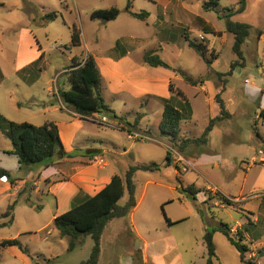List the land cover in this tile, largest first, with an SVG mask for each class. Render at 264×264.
<instances>
[{
  "label": "rangeland",
  "instance_id": "obj_1",
  "mask_svg": "<svg viewBox=\"0 0 264 264\" xmlns=\"http://www.w3.org/2000/svg\"><path fill=\"white\" fill-rule=\"evenodd\" d=\"M206 1L209 0H173L171 3L132 0L134 11L151 13L147 21H141L124 12L128 0H0V113L11 121L36 126L46 121L56 123L61 142L69 153H73L74 146L97 148L103 151L101 158L105 164L109 162L116 173L124 174L130 165L160 164L158 171H139L135 175L139 205L134 210V220L142 227L149 243L161 239L156 253L162 264H207L204 228H219L221 223L235 229L231 233L235 238L237 231L244 233L250 249L245 255L247 260L264 264V117H260L264 105V0H247L245 11L232 17V20L248 23L251 27L242 47L243 59L233 52V36L228 39L221 33L226 32V8L236 11L239 0H221L218 12L204 10ZM113 6L123 10L118 20L104 23L91 19L94 11ZM158 8L162 15L165 13L166 18H171V23L177 25L181 21L183 25H171L170 32L167 30L177 39L173 48L180 47L182 54L159 53L178 68L179 77L174 82L194 104V119L192 123L182 124L181 134L185 133L186 138L201 137L210 120L216 119L214 134L205 143H191L183 152L173 148L168 138L159 135L163 106L154 95L162 93L161 88L118 87L119 83L103 74L101 90L106 103L118 117L96 114V118L106 115L108 125L79 119L59 96V92L70 88L67 69L76 56L83 59L91 53L105 59L108 50L121 37L143 36L142 43L137 46L125 38L133 46L132 58L138 64L142 54L156 49L157 37L151 33ZM54 11L58 12L55 20H45L44 17ZM197 15L220 32L202 39V35L206 36V29L202 27L206 24L197 19ZM188 17L199 25L193 23L187 27ZM74 27L80 31L81 46L72 44ZM185 27L191 32L186 34L182 29ZM183 33L206 46V56L212 61L217 59L214 69L185 43ZM235 61L239 65L228 75ZM145 67L153 68L147 64ZM214 71L228 75L230 88L223 94L227 111L223 113L220 104L216 103L217 111L210 115L204 93L188 83L184 76L197 83L211 77L221 88L223 77ZM250 86L261 87L263 91L251 95L248 92ZM195 94L198 97H194ZM117 96L126 100L117 99ZM143 113L145 119L141 121L139 115ZM132 133L146 135L151 140L132 139ZM168 149H172L173 160L180 159L179 170L176 165H165ZM12 150L11 140L1 135L0 167L10 170L12 178L27 179V182L11 192L0 193V224L9 223L14 217L12 224L0 228V264H28V260L30 264H80L86 261L93 248V239L87 236L80 246L68 251L69 239L60 237L53 226L57 200L45 185V179L58 180V168L43 164L21 168L17 156L10 153ZM90 165L101 167L92 162ZM208 185L219 191L208 189ZM189 187L202 192L194 199L191 192L184 191ZM217 192L228 195L226 197L233 205L216 206ZM203 195L204 201L200 199ZM17 198L14 211H9L8 206ZM127 198L128 195L123 197L119 204L124 205ZM7 212L8 215L3 217ZM166 217L184 221L168 226ZM129 218L124 219L125 222H129ZM168 235L175 238L177 245L172 247L170 244L164 251L163 239ZM122 236L126 242L116 253L114 263L140 264L136 251L143 248V241L129 229ZM5 239L20 240L29 248L31 257L26 255L25 258L18 247H2L1 242ZM113 243L110 236H106V255L114 253ZM214 243L219 258L215 264H243L239 251L221 232L214 233ZM57 256L60 259L55 263L53 257Z\"/></svg>",
  "mask_w": 264,
  "mask_h": 264
},
{
  "label": "trees",
  "instance_id": "obj_2",
  "mask_svg": "<svg viewBox=\"0 0 264 264\" xmlns=\"http://www.w3.org/2000/svg\"><path fill=\"white\" fill-rule=\"evenodd\" d=\"M221 0H209L203 4V9L206 11L218 12V7ZM239 7L235 11L232 8H226L227 13L224 14L226 19V32L234 36L233 52L239 59L244 58L242 47L246 43L250 35V25L245 22L234 21L232 17L235 14L243 13L247 6V0H239ZM132 0H128L125 12H128L132 17L145 21L149 17V12L140 11L134 12L131 10ZM123 12L118 7H111L108 9H98L91 14L92 20H100L104 23L114 21ZM58 12H51L44 18L45 20H55ZM207 34H215L216 31L211 27H206ZM185 35V34H184ZM72 44L74 46H81L80 31L74 27L72 31ZM189 46L194 49L210 67L213 61L206 56V46L191 40L189 36L185 35ZM121 41H117L115 50L121 47ZM144 62L153 67H163L173 70L172 66L166 62L155 51L146 52L144 55ZM239 65L238 62L231 64V69L228 75H231L234 68ZM68 81L70 88L59 92V96L64 105L70 108L75 114L82 119H87L95 114H106L117 118L116 112L106 103L101 91L102 75L95 57L88 54L81 59L76 56L72 59V64L67 69ZM220 77L225 75L218 72ZM1 79V74H0ZM192 84L197 82L188 79ZM169 89L172 93L170 98H159L163 105L162 119L159 124L160 135L169 139L172 147H176L183 152L191 143H205L209 133L215 126V120L209 122L203 135L198 138H183L181 136L182 124L192 119L193 110L191 104L185 94L178 89L174 83H170ZM222 88L216 96V102L220 104L222 112L225 113L224 102L221 93ZM264 117V110L261 112ZM144 114L139 115V119ZM0 133H4L12 142L13 150L10 152L16 155L20 167H29L33 165H50L59 154H66L64 146L59 135V127L52 121H47L41 126H36L28 122H15L7 119L0 113ZM173 163L172 152L167 150L166 166H171ZM179 170V167L176 165ZM161 165L157 163L151 164H136L130 165L122 176L115 174L110 183L106 185L100 192L94 196L84 195L78 193L73 198L72 207L65 213L54 218L53 226L59 232L60 237L69 239L68 251L74 250L78 243L85 237L91 236L93 239V248L90 257L80 264H98L101 253V238L102 234L110 221L119 218L128 217L137 206V186L135 183V175L138 171H158ZM7 177L13 183L12 174L6 169L0 168V180ZM181 184V181H179ZM189 191L196 199L199 190L192 187L184 189ZM22 192L19 193L21 195ZM128 195L127 201L124 205H120L119 201ZM217 199L223 205L232 206L233 202L221 192H217ZM18 203V198L8 206L9 211H14ZM264 204V203H262ZM8 215L5 214L6 217ZM170 225L180 223L172 222L166 217ZM14 217L10 222L0 224V228L12 224ZM248 231V229L246 228ZM221 232L227 240L236 247L240 253V260L243 264H257L253 260H247L245 255L250 251L248 245L245 243V236L240 230L237 232V238L231 234V225L221 223L219 228H206L204 235V243L207 249V264H215L219 261L214 243V233ZM2 247H18L22 253L31 257L28 247H25L18 239H5L1 242Z\"/></svg>",
  "mask_w": 264,
  "mask_h": 264
},
{
  "label": "crops",
  "instance_id": "obj_3",
  "mask_svg": "<svg viewBox=\"0 0 264 264\" xmlns=\"http://www.w3.org/2000/svg\"><path fill=\"white\" fill-rule=\"evenodd\" d=\"M166 1H167V3H171L173 0H166ZM176 2H184V0H176ZM184 8H186V7H184ZM131 10L134 11L133 6H132ZM134 12H136V11H134ZM126 13H128V12H126ZM121 14L118 16V18L116 20L119 19ZM149 14H150L149 15V17H150L151 13H149ZM149 17H148V19H149ZM166 17L167 16H165V13L162 15L159 12V8H158L157 20L153 24V26L155 28L151 33L153 37H157V43L156 44L158 47L156 49H154V48L151 49V51H155L157 54H159L160 52L162 54H164L165 51H168L170 54H174L176 52V54L181 55L182 49L180 47L177 49L173 48V47H175L174 42H177V39H175L173 34L168 33L167 30H169V32H170L171 25L174 27L181 25V27H182L183 26L182 22L179 21L177 23V25H174L173 23H171V18L168 19ZM197 19H199V20L201 19V21L206 24V25H203L202 28L211 27L216 32H218V33L220 32V31H217L213 26H211L209 24V21L206 20L205 18H203L202 16L197 15ZM116 20H114V21H116ZM147 20H145V21H147ZM193 23L198 24V22H194V20L191 17H188L186 19L185 25L187 27H189ZM187 27L182 28L183 30H186L185 31L186 34L191 32L190 29H188ZM185 33H183L182 38L184 39L185 43H187V45L189 46L187 40L185 39V35H184ZM221 33H222V36L225 38L226 37L230 38V35H232L231 33H228V32H221ZM205 35L206 36L202 35L201 38L202 39H205V37L207 38L208 34L206 33ZM161 36H163V38H160ZM125 38L130 39L131 40L130 42L135 43V46L142 43V41H143V36L142 37H137V36L136 37H134V36L133 37H121V38L117 39L115 44L113 45V47H111L108 50L107 56L105 59L100 55L98 56V55H93L91 53H88V54H91L95 57V59L98 63V66L100 68L101 75L103 76V74H106L107 76H110L113 80H115L117 83H119L118 87H120V85H121V87H124V86L133 87L134 86L135 88H137L139 86H141V87L146 86V87H149V88H152L155 90L161 88L163 90L162 93H160L159 95H157V93H156V95L153 94L154 97L158 101H159V98H161V97L162 98H170L172 96V93L169 89V86H170L171 82L174 83L175 86L185 94V96L189 100L191 107H192V110H193L192 119L184 122V125H187L188 122L192 123V121L194 119V115H195L194 104H193L192 98L189 97L174 82V80L178 79V77H179V72H177L178 68L174 67V63L169 61L168 59L166 61L160 54L159 55L172 66L173 70L166 69L163 67H153V66L145 63L143 54L141 55V58H139V64L136 63L132 58V50H134L133 46L129 45V43L125 41ZM233 39H234V36H233ZM119 40L121 41L122 45L118 50H115V45H116L117 41H119ZM179 43L182 44V42H179ZM173 44H174V46H173ZM233 44H234V41H233ZM170 45H172V47ZM167 46L170 47V48H168V50H166ZM216 61H217V59L215 61H213V63L211 64L210 67L209 66L208 67L214 69ZM144 63L149 65L150 67H153V68H146ZM102 67H103V69H102ZM263 68H264V66H263ZM182 71H183V73L185 72L184 70H182ZM214 72L218 73V71H214ZM220 73H222V72H220ZM227 76H225V75L221 76V77H223V79L221 81V83H222L221 88H219L217 85L218 81L215 80L214 78H211V77H209V78L205 77L204 79L199 80L196 85L192 84L190 81L188 82L193 87L199 88L204 93L205 100L207 101V103L210 106V111H209L210 115L211 114L214 115L217 111V109H216V103H217L216 102V96L219 93V91L222 88L224 89V91H222V93H221L222 100H224L223 94H224V92H226V90L228 88H230L229 87L230 81H229V79H227ZM184 79L188 80L190 78L187 75H185ZM190 80H192V79H190ZM192 81L196 82L197 80H192ZM246 81H247V79L245 80V82ZM262 91L263 90L261 87L250 86V89L248 92L251 95H256V94H261ZM102 94L104 97L103 91H102ZM194 97H198V96L195 94ZM119 98L120 97L117 96V99H119ZM120 99H122L123 101L126 100L125 98H120ZM105 101H106V99H105ZM126 104L127 103H124V105H126ZM219 109H221V108H219ZM224 109L227 111L226 107ZM263 110H264V105H263V107H261V112ZM73 114L76 117H79V115H77L75 113H73ZM97 115L95 114L94 117H97ZM144 116H145V114H144ZM144 116L142 117L141 121H143L145 119ZM227 116H229V115H227ZM260 117L262 118L263 116L260 115ZM79 119H81V118L79 117ZM159 124H160V122H159ZM215 129H216V125L214 126L213 130L209 133L208 137L211 136L212 134H214ZM147 131H145V132L147 133ZM149 131H151V130H149ZM182 133H183V131H182ZM3 134L4 133H0V142H1V135H3ZM181 136L183 138H186L187 135H185V133H183V134H181ZM208 137H207V139H208ZM192 139H194V138H192ZM78 147L79 146L73 147V149H72L73 153H69V151H67L64 148L66 154L57 155L56 158L53 160V162L47 166V167L56 166L58 168V172H59V176H58L59 179L58 180L54 181L51 179V177H46V179H45V185L50 189L51 192H53V194L56 195V200H57V206H56L57 209H56V212L53 214V217H52L53 221H54L55 217L65 213L66 211H68L72 207L73 198L79 192L83 193L84 195L94 196L98 192H100L106 185H108L110 183L112 177L115 174H120V173H116L113 170V168L110 167V163L107 161H106V164L104 166H101V167H98L96 165H90V160L92 158H94L96 156L103 157L102 156L103 151H100L97 148L86 149L84 147H80V148H78ZM178 162H180V159H177V160L174 159L172 165H177ZM0 168L6 169L4 167H0ZM6 170H8V169H6ZM126 170H125V172H126ZM8 171L10 172V170H8ZM125 172H124V174H125ZM124 174H120V175L123 176ZM12 177H13V174H12ZM12 179H13V183L10 180L0 181V193L11 192V191H13V189H17L23 183L25 184L27 182V179H18V178H12ZM148 182H151V181H148ZM34 184L37 185L36 181L34 182ZM208 189L213 190V191L217 190V188L213 185H208ZM217 191H219V190H217ZM200 192H202V191L199 190V193H198L199 195H200ZM225 196H228V195H225ZM200 199L202 201H204L205 196L204 195H203V197L200 196ZM220 203H219V201H217L215 203V205L223 207L224 205L220 204ZM137 205H139L138 201H137ZM136 207H138V206H136ZM136 207H135V209H137ZM134 210L129 215L130 216L129 222H127V221L125 222V220H124L127 217L126 218H119L118 220L114 219V220L110 221L109 224L106 226V228L102 234V238H101V253H100V258H99L98 264H101V262L103 260H104V264H115L114 260L117 259L116 253L121 249L122 243L126 242V241H124L122 234L123 233L125 234L128 229L131 231V233L135 234L136 237L140 239V241H143V248H138V250L136 251L138 254V257H137L138 263L148 264L151 261L155 262V264H162L163 263V262H161V260H159L158 253H156V252H158L157 243L161 239L157 240L155 242L152 241L151 243H149L148 240H146V236H144V234H143L142 227H140L134 220ZM117 221H123L122 223H124V224H120L121 222H117ZM171 221L172 222H178V221L183 222L184 220H180V219L176 220L175 219V220H171ZM128 223H130L129 228H128ZM166 223L168 226L175 225V224L170 225L167 222V220H166ZM176 224H179V223H176ZM123 225H124V229H122ZM130 228H132V229H130ZM146 230L150 231L151 228L150 229L146 228ZM204 230L206 233V228H204ZM155 231H157V230H155ZM205 233H204V235H205ZM204 235H203V239H204ZM106 236H110L111 241L114 242L113 243L114 253L110 254L108 252V255H106V251H105ZM83 240L78 243L77 247L81 245ZM163 242L166 244V246L163 248L164 251H166L167 247H169L168 245H170V244L173 245L172 247H176V245H177L175 238L173 236H170V235L165 237L163 239ZM22 254L25 256V258H27V256L24 253H22ZM53 258L56 259L55 263L58 262L60 259L59 256L53 257ZM132 260H134V259H132ZM28 264H30L29 260H28Z\"/></svg>",
  "mask_w": 264,
  "mask_h": 264
},
{
  "label": "built area",
  "instance_id": "obj_4",
  "mask_svg": "<svg viewBox=\"0 0 264 264\" xmlns=\"http://www.w3.org/2000/svg\"><path fill=\"white\" fill-rule=\"evenodd\" d=\"M248 81V80H247ZM99 119H97L96 117L93 116H90L89 118H87L88 120L91 119L92 121H95L97 123H99L100 125L101 124H104V125H108L109 124V120H107V116L106 115H103L102 117H98ZM130 137L132 139H135V140H142V141H148V140H151L150 137L146 136V135H143V134H139V133H132L130 135ZM172 151V149H170ZM90 162L94 163V164H97L99 166H102L105 164V161L103 158L99 157V156H96L94 158H92L90 160ZM1 180L3 181H7V177H3ZM232 232L235 231V229H231ZM238 232V231H237Z\"/></svg>",
  "mask_w": 264,
  "mask_h": 264
}]
</instances>
